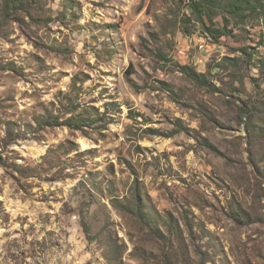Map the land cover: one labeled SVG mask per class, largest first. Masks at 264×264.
<instances>
[{"label":"rangeland","instance_id":"rangeland-1","mask_svg":"<svg viewBox=\"0 0 264 264\" xmlns=\"http://www.w3.org/2000/svg\"><path fill=\"white\" fill-rule=\"evenodd\" d=\"M22 1L0 0V264H264V20L214 44L186 0Z\"/></svg>","mask_w":264,"mask_h":264},{"label":"trees","instance_id":"trees-1","mask_svg":"<svg viewBox=\"0 0 264 264\" xmlns=\"http://www.w3.org/2000/svg\"><path fill=\"white\" fill-rule=\"evenodd\" d=\"M186 4L190 16L194 18L196 23L201 25L214 44H218L222 38L230 37L232 30L229 27L241 26L246 20L254 18H262L264 20V0H186ZM23 6L24 2L22 0H4L6 15L10 12L15 13ZM216 14H219L223 21V26L219 29H214L206 24ZM185 18L187 19V17ZM161 60L166 61L167 59L161 56ZM223 60L224 64L231 67L235 66V59ZM177 68L181 74L185 75L196 86L209 88V81L203 73H198L196 69L186 65H177ZM127 82L132 88L137 89L136 84L131 79L128 78ZM246 110H243V115L249 116L250 112ZM40 121L45 126H54L56 124V120L51 117H43ZM70 121H74V126L80 123L78 120L71 119Z\"/></svg>","mask_w":264,"mask_h":264}]
</instances>
